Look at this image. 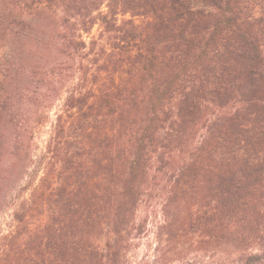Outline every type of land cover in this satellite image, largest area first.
I'll return each mask as SVG.
<instances>
[{"label": "trees", "instance_id": "16d2710c", "mask_svg": "<svg viewBox=\"0 0 264 264\" xmlns=\"http://www.w3.org/2000/svg\"><path fill=\"white\" fill-rule=\"evenodd\" d=\"M0 31L42 78L20 119L0 96V211L66 93L0 264H118L152 180L189 195L177 229L199 248L264 264V0H3Z\"/></svg>", "mask_w": 264, "mask_h": 264}, {"label": "rangeland", "instance_id": "374dc122", "mask_svg": "<svg viewBox=\"0 0 264 264\" xmlns=\"http://www.w3.org/2000/svg\"><path fill=\"white\" fill-rule=\"evenodd\" d=\"M100 33L101 28L97 24L90 36L98 38ZM3 34L0 31V40ZM2 50L0 49V79L3 75L7 79L0 87V96L1 99L12 97L9 101L14 107L12 112L20 119L26 116V109L32 111L38 106L42 78L39 68L36 69L37 61L33 54H29L27 50L15 49L11 57H2ZM32 67H35L34 74L30 75ZM32 91L35 93L32 94ZM65 97L66 93L62 92L46 108L45 116L40 117L39 123L35 125L31 153L33 161L29 165V176L25 175L9 187L8 203L0 211V235L16 224L13 219L16 208L14 204L22 197H30L32 188L39 183L46 162L45 153L52 122L60 112ZM170 189L171 184L165 180H152L143 187L130 230L123 234L120 242L122 247L117 256L118 264H230L236 258L235 254L222 255L209 251L211 249L199 248L196 236L181 234L177 227L186 213L183 204L189 200V195L171 194Z\"/></svg>", "mask_w": 264, "mask_h": 264}]
</instances>
